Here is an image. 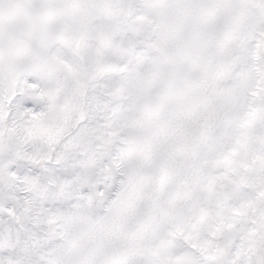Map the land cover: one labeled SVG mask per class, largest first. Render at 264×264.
Returning <instances> with one entry per match:
<instances>
[{"label": "snow or ice", "instance_id": "6c2138e0", "mask_svg": "<svg viewBox=\"0 0 264 264\" xmlns=\"http://www.w3.org/2000/svg\"><path fill=\"white\" fill-rule=\"evenodd\" d=\"M0 264H264V0H0Z\"/></svg>", "mask_w": 264, "mask_h": 264}]
</instances>
